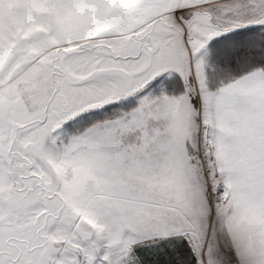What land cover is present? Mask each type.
Masks as SVG:
<instances>
[{"label": "snow or ice", "instance_id": "6c2138e0", "mask_svg": "<svg viewBox=\"0 0 264 264\" xmlns=\"http://www.w3.org/2000/svg\"><path fill=\"white\" fill-rule=\"evenodd\" d=\"M0 264H264V0H0Z\"/></svg>", "mask_w": 264, "mask_h": 264}]
</instances>
